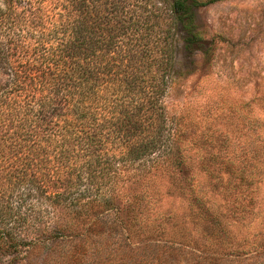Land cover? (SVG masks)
<instances>
[{"label": "trees", "instance_id": "obj_1", "mask_svg": "<svg viewBox=\"0 0 264 264\" xmlns=\"http://www.w3.org/2000/svg\"><path fill=\"white\" fill-rule=\"evenodd\" d=\"M215 1L0 0L6 264L44 241L56 245L93 232L108 212L119 222L117 196L127 212L141 206L140 160L154 156L159 164L178 155L160 97L171 79L189 73L194 53H208L195 31V9ZM176 41L189 60L181 71L174 70ZM76 221L85 228L73 232ZM122 250L125 261L111 264H146L148 255L173 264L177 253L192 255V264L215 260L163 244Z\"/></svg>", "mask_w": 264, "mask_h": 264}, {"label": "rangeland", "instance_id": "obj_2", "mask_svg": "<svg viewBox=\"0 0 264 264\" xmlns=\"http://www.w3.org/2000/svg\"><path fill=\"white\" fill-rule=\"evenodd\" d=\"M194 25L208 53H194L189 73L171 79L160 97L178 155L140 160L141 206L127 212L117 196L119 222L108 212L93 232L26 248L17 264L123 263L124 246L143 244L215 259L207 264H264V0L200 6ZM176 46L174 70L181 71L189 60ZM85 225L76 221L72 231ZM175 255L173 264H192L189 253ZM7 261L0 255V264Z\"/></svg>", "mask_w": 264, "mask_h": 264}]
</instances>
